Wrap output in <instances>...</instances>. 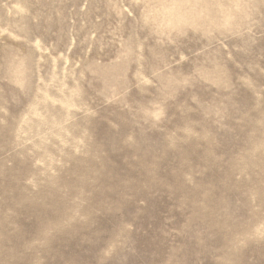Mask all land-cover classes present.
<instances>
[{"label": "rangeland", "instance_id": "1", "mask_svg": "<svg viewBox=\"0 0 264 264\" xmlns=\"http://www.w3.org/2000/svg\"><path fill=\"white\" fill-rule=\"evenodd\" d=\"M0 264H264V0H0Z\"/></svg>", "mask_w": 264, "mask_h": 264}, {"label": "bare ground", "instance_id": "2", "mask_svg": "<svg viewBox=\"0 0 264 264\" xmlns=\"http://www.w3.org/2000/svg\"><path fill=\"white\" fill-rule=\"evenodd\" d=\"M180 2V1H179Z\"/></svg>", "mask_w": 264, "mask_h": 264}]
</instances>
